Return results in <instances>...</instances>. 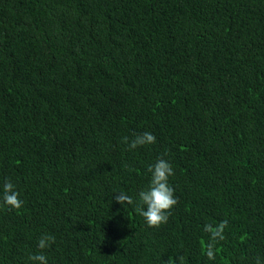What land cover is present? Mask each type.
<instances>
[{"label": "trees", "instance_id": "trees-1", "mask_svg": "<svg viewBox=\"0 0 264 264\" xmlns=\"http://www.w3.org/2000/svg\"><path fill=\"white\" fill-rule=\"evenodd\" d=\"M161 156L178 204L154 229L135 202ZM6 180L0 264L42 234L48 264H264V0H0Z\"/></svg>", "mask_w": 264, "mask_h": 264}, {"label": "clouds", "instance_id": "clouds-1", "mask_svg": "<svg viewBox=\"0 0 264 264\" xmlns=\"http://www.w3.org/2000/svg\"><path fill=\"white\" fill-rule=\"evenodd\" d=\"M123 144L127 145L129 150H135L140 147L153 145L156 143V137L150 132L133 134L131 137H122ZM151 179L146 188L138 193V201H136L135 211L144 218L149 228L159 229L162 225L167 224L173 209L177 206L178 200L175 196V190L169 183L171 177L175 175L173 166L161 156L154 164L147 167ZM115 202L121 206L132 205L134 200L132 196L126 192H118L114 195ZM0 205L6 206L10 210L19 211L24 206V201L20 198V193L16 186L6 180L0 184ZM227 220L222 221L219 225V232L213 233V238L219 236L223 239L221 233L227 227ZM55 243V236L51 234H42L37 241L38 253L31 254L29 261L31 264H48V258L44 254V250L51 247ZM213 258V253H207ZM184 264V257H171L167 264ZM255 264H262L261 257H256Z\"/></svg>", "mask_w": 264, "mask_h": 264}]
</instances>
